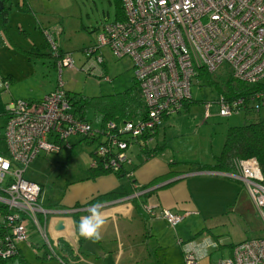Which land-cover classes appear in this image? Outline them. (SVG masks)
I'll list each match as a JSON object with an SVG mask.
<instances>
[{
	"label": "built area",
	"instance_id": "2783aa9c",
	"mask_svg": "<svg viewBox=\"0 0 264 264\" xmlns=\"http://www.w3.org/2000/svg\"><path fill=\"white\" fill-rule=\"evenodd\" d=\"M120 1L123 19L103 23L95 44L86 53L96 55L103 62L100 47L108 45L117 58L131 59L134 77L148 108L147 115L144 119L118 124L108 122L100 132L92 130L87 121L72 111L60 77L63 67H73V59L69 54H60L51 34L45 32L57 57L56 88L41 100L14 99L5 109L7 147L0 152V217L3 216L5 224L0 234V260L14 256L17 244L26 241L27 220L36 226L51 248L39 221V215L46 217L51 212L39 202L42 187L24 178L26 167L41 152L57 151L61 145L70 148L67 138L71 135L98 134L106 143L97 142L91 164L107 155L104 165L117 171L122 164H131L127 150L133 144L129 139L144 141L141 136L156 127L163 116L176 114L192 98L190 87L199 69L215 73L224 67L233 78L247 84L264 81V0ZM215 102L218 114L223 117L242 110L249 102L259 110L264 107V89L253 90L247 99H228L220 94ZM208 108L205 116L209 115ZM131 174L132 171L126 173ZM222 174L243 184L264 229V174L257 160L254 157L237 159L234 171ZM155 208L144 205L151 215H155ZM160 216L170 226L183 218L169 210H161ZM49 254L48 257L53 256ZM184 264H196L194 254L188 253ZM212 264H264V235L233 245L229 258Z\"/></svg>",
	"mask_w": 264,
	"mask_h": 264
},
{
	"label": "rangeland",
	"instance_id": "374dc122",
	"mask_svg": "<svg viewBox=\"0 0 264 264\" xmlns=\"http://www.w3.org/2000/svg\"><path fill=\"white\" fill-rule=\"evenodd\" d=\"M29 1L36 8L43 26L52 24L54 28H57L56 34L50 33L55 45L60 46L63 54H69L73 59V67L65 66L60 73L66 91L70 94L81 93L95 96L118 93L132 84L134 67L130 58H117L108 45L100 47L103 62H99L96 55L88 56L86 53V49L95 44V36L101 25L114 20L113 0ZM83 24L88 29L92 27L95 29L89 32L82 26ZM47 29L50 30L49 27ZM46 45L45 49L54 54L55 51L52 50L48 39ZM15 59L14 56L7 63V68H15L14 79L0 80V151L2 152L7 147L4 139L6 104L14 99H20L19 95L26 92L34 93L38 96L34 95V98L42 99L44 93L54 87L59 77L55 67L42 65L41 60L36 57L35 62H38L35 72L26 76L25 70L19 71L20 64L18 65ZM49 60L52 62L51 59ZM45 62L47 63V60ZM226 71L224 67H221L214 74L223 81V78L227 76ZM204 78V76L193 78L190 92L196 101L189 104L187 111H182L184 114L181 116L174 115L168 119V121L174 119L175 124L168 125L169 122L162 124V128L164 126L166 129L164 152L170 158L173 156L177 160L202 164L212 161L213 155L218 154L223 146L229 126L242 125L264 117V107L259 112L245 113L240 110L228 117L220 116L218 104L215 102L218 96L217 88L214 84H208ZM23 97L26 98V96ZM207 108L209 115L205 116ZM88 116L92 126L96 128L98 121L94 112L89 110ZM179 129L182 130L181 134L176 132ZM171 130L176 133H171ZM79 137L71 135L67 138V141L73 144V150L69 151L61 145V156L57 153L41 152L26 167L24 178L43 183L51 196L49 187L52 181L56 182L59 175L60 178L65 176L66 169L67 175L77 176L88 168L82 159L89 163V152L94 149L96 142L83 141ZM127 153L133 161L137 163L141 161L142 153L137 145L133 144ZM240 184L242 194L233 205L226 206V203L221 202L212 190L209 192L204 190L200 195L203 196L201 201L209 202L208 208L203 207L189 214H185L184 211L177 212L183 218L175 226H170L161 218L164 222L160 220L159 229L164 231V234L160 238V245L158 242L155 243L150 263L184 264L188 253H192L196 258V264H212L229 258L233 245L246 238L264 235V229L245 187L242 183ZM36 229L35 226L32 227L35 234Z\"/></svg>",
	"mask_w": 264,
	"mask_h": 264
},
{
	"label": "crops",
	"instance_id": "0c3cea01",
	"mask_svg": "<svg viewBox=\"0 0 264 264\" xmlns=\"http://www.w3.org/2000/svg\"><path fill=\"white\" fill-rule=\"evenodd\" d=\"M7 17L5 29L0 26V80L11 81L16 76L13 72L14 67L7 68V63L14 56L18 65L20 64L19 71L25 70L26 76L33 74L36 70L38 61L35 62V57L41 60L42 65H52L58 71L57 57L45 49L47 47L45 32L54 35L57 28H54L52 24L43 26L36 8L29 0H9ZM82 26L88 31L95 29V27L88 29L84 24ZM48 27L50 30L47 29ZM56 46L60 52L62 48ZM62 53L61 51L60 54ZM57 84L58 78L54 87L48 89L44 96L55 89ZM34 95L36 94L26 92L19 97L41 100V98H34ZM182 114L184 113L174 115ZM174 115L158 125L155 140L160 146L165 145L166 129L164 126L162 128V124L163 122H169L168 125L175 124L174 119L168 121ZM176 132L181 134L182 130L179 129ZM176 132L171 130L173 134ZM68 143L70 145L68 149L72 151L73 144L69 141ZM164 148L148 158H145L141 151L142 158L139 163L131 159V164H125L128 170L132 169V174L129 176L107 173L88 178V168L92 161L91 150L89 163L82 159L88 168L77 176L67 175L66 169L65 176L60 178L59 175L56 182L52 181L49 187L51 196L43 183L36 182L42 187L39 202L49 211H54L47 213L46 217L39 215V221L45 228L51 248L47 246L38 229L36 234L33 233L32 227L35 225L27 220L25 221L27 239L17 244L19 255L14 259L13 264H62L56 256H59L66 264H151L150 257L155 243L158 242L160 245V238L164 234V231L159 229L160 220L163 221L160 216L161 210H169L173 213L184 211L185 214H189L203 207L208 208L210 203L201 201L203 196L200 195L204 190L207 192L212 190L221 202L226 203V206L235 204L241 196L240 181L222 174L223 172L199 170L198 166L202 163L177 160L173 156L170 158L164 152ZM47 153H57L61 156L60 149ZM216 155H213L212 161L203 163H214ZM161 177L168 178L160 179L162 181L157 184L170 178H180L150 193L139 194L142 191L141 186ZM109 193L117 195L110 198L107 196ZM101 198L103 211L108 220L103 229V239L98 243H91L79 236L76 223L79 222L80 217L88 215L89 207L97 202L95 200ZM146 204L156 207L153 211L155 215L149 214L144 209ZM60 220L63 222V228L56 229V224ZM45 252L53 256L43 258Z\"/></svg>",
	"mask_w": 264,
	"mask_h": 264
},
{
	"label": "trees",
	"instance_id": "16d2710c",
	"mask_svg": "<svg viewBox=\"0 0 264 264\" xmlns=\"http://www.w3.org/2000/svg\"><path fill=\"white\" fill-rule=\"evenodd\" d=\"M0 1L3 3V8L0 11V26L5 29L6 23L8 21L7 12L9 8V0ZM113 3L115 9V17L113 21L123 19L124 15L122 11L121 1L113 0ZM92 31L93 30H90L89 32ZM226 73L227 76L223 78V81H220L214 73H208L204 68L199 69L198 76H204V79L208 84L215 85L218 91V95L222 94L228 99L238 97H244L247 99L253 90H258L260 88L264 89V81L258 83L257 85H250L233 78L228 71H226ZM66 92L72 104V111L74 112V114L80 119L87 121L91 125L92 130L98 132L106 129L108 122H114L115 124H118L129 119H144L148 112V108L143 99L139 84L136 81L135 77H133L132 84L127 89L118 93L87 96L81 93L70 94L69 91ZM195 101L196 100L193 98L187 100L183 103V108L181 110L186 112L189 104ZM89 110H92L94 112L95 118L98 121V126L96 128L92 126L91 119L88 116ZM181 110L177 113H182ZM260 110L261 108L259 110L254 109V106L251 102H249L247 106L245 105L242 108V111L245 113L259 112ZM168 117V115L163 116L161 118V121L165 120ZM157 133V127H154L153 129L148 131L146 135L141 136L144 141H140L137 138L129 139L128 141L132 144L137 145L144 154L145 158H148L150 155L156 154V152L165 147V145L160 146L156 143L155 139L157 137ZM80 138L84 141L96 142V144L97 142H100L101 144L106 143L105 140L101 139L98 134H94L91 137L83 136ZM147 140L148 143L145 144ZM152 142H154L153 145ZM91 155L93 158L95 157L94 149L92 150ZM106 156L98 157V159L96 160V164H91L89 166L88 178H95L99 175L107 173H114L117 175L125 176L127 172L132 171V169L128 170L125 167V164H122L117 171H113L112 168L106 167L103 163V160H106L108 157ZM249 157H254L257 160L261 172L262 174H264V117L256 118L242 125L229 126L226 132L222 149L220 153L215 156L214 163L200 164L198 166V169L229 173L234 171V163L237 159ZM171 175L173 174L171 173ZM164 178L165 177L157 178L151 181L149 184L141 186L140 189H144L150 185L157 184L164 180ZM160 179L162 180L160 181ZM115 195L117 194L109 193L107 196L111 198ZM102 200L103 199L101 198L100 200L95 201ZM1 208L2 206H0V209ZM3 214L4 213H2V215ZM4 224L5 220L2 216L0 220V234L4 231ZM76 225L78 226V223H76ZM44 254L45 255L43 256V258H47L50 255L47 252H45ZM18 255L19 251L17 250V253L14 256L0 260V264H13L14 259L17 258Z\"/></svg>",
	"mask_w": 264,
	"mask_h": 264
},
{
	"label": "clouds",
	"instance_id": "9594fccd",
	"mask_svg": "<svg viewBox=\"0 0 264 264\" xmlns=\"http://www.w3.org/2000/svg\"><path fill=\"white\" fill-rule=\"evenodd\" d=\"M211 172H222L212 171ZM108 217L103 211V202L97 201L88 209V215L82 216L78 222L79 236L91 243H98L103 239V229Z\"/></svg>",
	"mask_w": 264,
	"mask_h": 264
},
{
	"label": "water",
	"instance_id": "95a60500",
	"mask_svg": "<svg viewBox=\"0 0 264 264\" xmlns=\"http://www.w3.org/2000/svg\"><path fill=\"white\" fill-rule=\"evenodd\" d=\"M3 8V3L0 1V11L1 9ZM178 178L180 177H175V178H170L168 180H165L163 181L162 183L160 184H157V185H154V186H151V187H147V189L143 190L142 192H140L139 194H147V193H150L151 191H153L154 189L158 188V187H161L163 185H166V184H169L171 182H173L174 180H177ZM51 212H54V211H51ZM50 212V213H51ZM49 213V212H47ZM63 228V222L62 220L58 221V223L56 224V229H62Z\"/></svg>",
	"mask_w": 264,
	"mask_h": 264
}]
</instances>
